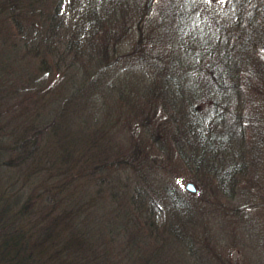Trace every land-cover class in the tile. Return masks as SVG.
<instances>
[{
  "label": "trees",
  "instance_id": "trees-1",
  "mask_svg": "<svg viewBox=\"0 0 264 264\" xmlns=\"http://www.w3.org/2000/svg\"><path fill=\"white\" fill-rule=\"evenodd\" d=\"M60 2L0 0V264H195L184 251L194 245L183 236L187 213L169 211L159 224L138 191H120L149 162L114 132L134 110L123 102L159 100L179 107V119L191 113L186 151H212L226 114L201 115L193 100L228 109L232 88L264 77V0H80L72 23ZM124 31L134 40L126 52ZM28 58L38 61L32 75L21 72ZM83 60L88 68L68 77ZM131 60L144 68V91L102 84ZM57 74L63 80L51 84Z\"/></svg>",
  "mask_w": 264,
  "mask_h": 264
},
{
  "label": "rangeland",
  "instance_id": "rangeland-1",
  "mask_svg": "<svg viewBox=\"0 0 264 264\" xmlns=\"http://www.w3.org/2000/svg\"><path fill=\"white\" fill-rule=\"evenodd\" d=\"M78 1L80 2H60L59 6L61 3L62 5L58 11L64 21L72 19L71 23L74 22L73 16ZM129 35L130 33L124 31V35L120 34L117 39V43L125 52L134 42ZM82 62L70 68L67 76L77 80L76 76L90 65L89 61ZM37 63L35 59H26L24 64L22 63L24 69L21 72L25 74L27 70L29 72V68L35 69ZM126 67L127 70L123 72L121 68L119 70L118 65L115 74L117 76H111L102 84L118 82L120 85L132 81L140 85L132 91H144L145 83L142 84L140 79H136L142 69L144 70L139 61H132ZM106 72H101L100 69L96 78L102 76L103 80V73ZM52 78L49 79L51 84L63 80L58 74ZM87 93L88 90H84L83 97L87 96ZM132 97L136 98L135 95ZM224 100L230 104L228 109L225 104L219 107L218 111L205 98L193 100L194 109L201 115L211 110L210 117L215 119L224 113V121L229 123L224 140L220 134L222 131L216 130L214 136L217 138H213L215 141L212 151L205 152V147H199L197 153L186 151L187 144L185 145L181 138L185 133L183 128L188 129L184 125H192L191 116L188 115L191 113H185L184 120L185 115L179 119V107L173 106L174 103L163 107L159 105V100H144L138 106L123 102L121 108L134 107V110L130 116H120V128L114 133L118 134V142L123 147L134 145L142 151L145 150L149 165L147 173L143 172L141 177L138 173L139 178L134 173L128 175L124 182L126 185L120 187V191L128 190L130 194L133 189L138 191L144 202L150 206L147 211H157L158 217H155V220L159 224H169L168 215H172L169 211H183L184 215L187 213L185 218L188 219V231L183 236L185 239L191 234L194 245L191 251L186 247L184 251L189 257L188 260L193 263L264 264V77L251 84L237 85ZM108 103L111 104L112 110L120 108L118 104L114 105L113 101ZM155 107L158 109H154ZM186 110L189 108L186 107ZM139 112L143 114L140 123L133 122L132 125L125 121ZM224 121H221V124ZM216 125L220 126V123ZM192 128L189 130L191 135ZM186 136L189 137L188 133ZM205 139L210 140L207 136ZM200 145L204 146L203 143ZM5 176L4 172L0 173V182L3 184ZM188 182L193 183L194 193L184 188ZM187 227L184 228L185 231ZM171 260L175 261L173 264L181 263L176 257Z\"/></svg>",
  "mask_w": 264,
  "mask_h": 264
},
{
  "label": "water",
  "instance_id": "water-1",
  "mask_svg": "<svg viewBox=\"0 0 264 264\" xmlns=\"http://www.w3.org/2000/svg\"><path fill=\"white\" fill-rule=\"evenodd\" d=\"M184 188H185L188 192H191V193H194V192H195V187H194L193 183H190V182L186 183V184L184 185Z\"/></svg>",
  "mask_w": 264,
  "mask_h": 264
}]
</instances>
